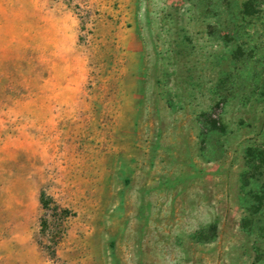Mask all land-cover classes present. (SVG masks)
Masks as SVG:
<instances>
[{
  "label": "rangeland",
  "instance_id": "1",
  "mask_svg": "<svg viewBox=\"0 0 264 264\" xmlns=\"http://www.w3.org/2000/svg\"><path fill=\"white\" fill-rule=\"evenodd\" d=\"M0 264H264V0H0Z\"/></svg>",
  "mask_w": 264,
  "mask_h": 264
},
{
  "label": "trees",
  "instance_id": "2",
  "mask_svg": "<svg viewBox=\"0 0 264 264\" xmlns=\"http://www.w3.org/2000/svg\"><path fill=\"white\" fill-rule=\"evenodd\" d=\"M253 1L246 4V9L252 8ZM40 205L44 214L39 221L40 237L46 239L44 243H40L43 249H47L52 255L55 254L53 245L57 244L64 233L65 220L71 215V212L65 208L58 206L50 197L44 193L40 195Z\"/></svg>",
  "mask_w": 264,
  "mask_h": 264
}]
</instances>
